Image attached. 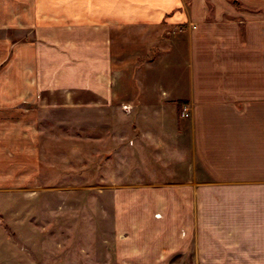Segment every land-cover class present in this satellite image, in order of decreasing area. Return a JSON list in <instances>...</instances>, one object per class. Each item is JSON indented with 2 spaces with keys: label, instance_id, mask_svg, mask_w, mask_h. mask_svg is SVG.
I'll list each match as a JSON object with an SVG mask.
<instances>
[{
  "label": "crops",
  "instance_id": "crops-1",
  "mask_svg": "<svg viewBox=\"0 0 264 264\" xmlns=\"http://www.w3.org/2000/svg\"><path fill=\"white\" fill-rule=\"evenodd\" d=\"M70 109L96 151L124 113L127 181L93 261L46 264H264V0H0V193L41 186L42 123ZM37 253L1 244L0 264Z\"/></svg>",
  "mask_w": 264,
  "mask_h": 264
},
{
  "label": "rangeland",
  "instance_id": "rangeland-1",
  "mask_svg": "<svg viewBox=\"0 0 264 264\" xmlns=\"http://www.w3.org/2000/svg\"><path fill=\"white\" fill-rule=\"evenodd\" d=\"M120 113L124 115L118 110L106 113L101 126V148L98 147L101 151H96L94 146L93 111L54 112L53 127L42 123L41 186L36 190L0 193V246L20 244L27 247L32 242L38 251L32 258L42 264H46L49 256L46 248L50 251L62 245L70 250L65 254L69 262L93 261L94 246H99L97 238L104 239L112 234L110 205H107L112 187L127 181L123 137L126 124L118 122ZM144 153L149 154L148 151ZM133 156L135 169H141L144 163L141 150L135 147ZM153 164L157 166L155 160ZM45 170L52 173L46 174ZM128 176L142 177L137 172ZM94 185L97 187L93 188ZM97 196L106 201L101 219L95 216L92 202ZM15 223H19L18 228Z\"/></svg>",
  "mask_w": 264,
  "mask_h": 264
},
{
  "label": "built area",
  "instance_id": "built-area-1",
  "mask_svg": "<svg viewBox=\"0 0 264 264\" xmlns=\"http://www.w3.org/2000/svg\"><path fill=\"white\" fill-rule=\"evenodd\" d=\"M181 116L182 117H188L189 116L188 107L187 106H182Z\"/></svg>",
  "mask_w": 264,
  "mask_h": 264
}]
</instances>
